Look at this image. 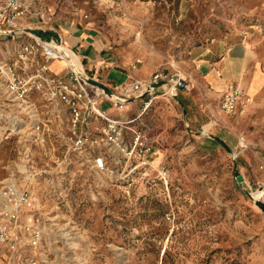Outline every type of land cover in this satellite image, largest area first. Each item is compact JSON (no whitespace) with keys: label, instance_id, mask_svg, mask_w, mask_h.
Here are the masks:
<instances>
[{"label":"rangeland","instance_id":"obj_1","mask_svg":"<svg viewBox=\"0 0 264 264\" xmlns=\"http://www.w3.org/2000/svg\"><path fill=\"white\" fill-rule=\"evenodd\" d=\"M57 3V15H87L115 68L132 75V65L176 71L190 88L178 91L185 112L160 91L131 101L130 113L141 112L132 126L142 131L148 149L109 174L86 163L60 165L65 126L49 125L45 143L32 149L37 205L27 220L38 212L43 229L37 264H264V212L233 175L237 169L264 202V0ZM36 5V11L47 8ZM34 15L32 10L24 20ZM24 40V34L0 36V57L6 45ZM61 48L78 68L80 59ZM228 53H248L246 78H260L253 96L239 86L250 101L243 96V107L232 113L220 108L223 86L214 88L199 70L201 64L216 67ZM64 58L59 60L70 63ZM18 151L15 138L0 144V186L15 169Z\"/></svg>","mask_w":264,"mask_h":264},{"label":"built area","instance_id":"obj_2","mask_svg":"<svg viewBox=\"0 0 264 264\" xmlns=\"http://www.w3.org/2000/svg\"><path fill=\"white\" fill-rule=\"evenodd\" d=\"M35 6V0H0V36H26L18 45H6L0 57V144L15 138L19 150L15 169L0 186V264H37L43 229L38 212L31 222L27 220L37 205L31 184L39 172L34 168L32 149L45 143L50 124L65 126L66 151L60 165L86 163L95 173L109 174L123 164L131 166L136 152L148 149V142L140 129L129 125L130 121L110 117L102 109L100 97L122 109L159 80H169L180 91L190 88L187 76L159 70L147 81L134 79L116 85L112 98L86 83L69 63L63 74L52 73L51 61L64 55L52 41L24 31V16L32 10L40 18L37 23H46ZM162 89L170 96L169 89ZM243 96L238 85L228 83L220 108L232 113L242 106ZM125 130L130 132L127 137Z\"/></svg>","mask_w":264,"mask_h":264},{"label":"crops","instance_id":"obj_3","mask_svg":"<svg viewBox=\"0 0 264 264\" xmlns=\"http://www.w3.org/2000/svg\"><path fill=\"white\" fill-rule=\"evenodd\" d=\"M35 2L47 6V8L44 7L39 10L46 23L41 27H37L38 25H36V23L39 19L35 14L36 16H31L32 19H23L24 27L28 28L29 24H32L34 26H30L29 28L51 29L55 31L60 37L61 44L67 47L73 56L80 59L84 71L86 74L89 73L87 75L107 86L111 85V87L114 88L116 85L128 84L129 81L125 82L128 79L130 82L134 79L147 81L154 72L159 71L153 70V68L147 64H143L138 68L135 66L133 75L129 71H125L123 69L124 67H121L122 69L115 68V66L118 65L115 63L116 60L114 56L105 52L106 47L103 44V35L100 34L102 32H99L96 27H93L91 22L85 19L87 15L81 13V10L79 12L76 11L57 15L55 11H53L54 6L58 4L57 0H35ZM247 58L248 53H245L243 58H238V56H233L228 53L216 67L201 64L202 67L199 70L204 80L214 88H221L223 86L224 90L229 83L227 81L237 80L239 83L238 86L242 87L248 94L253 96L259 90L260 78L258 73L254 74L253 78L250 80L246 78L244 64ZM67 64V62L64 63L61 60H53L50 63V71L55 74H63ZM159 91L163 92V89L158 87L154 90V92ZM144 98H147V96ZM99 102L101 106H104L102 109H104L110 117L130 121V126L141 116V112L135 116H133V112L130 113L131 110H133L131 102L127 103L122 109H116L112 103L104 97H100Z\"/></svg>","mask_w":264,"mask_h":264},{"label":"water","instance_id":"obj_4","mask_svg":"<svg viewBox=\"0 0 264 264\" xmlns=\"http://www.w3.org/2000/svg\"><path fill=\"white\" fill-rule=\"evenodd\" d=\"M24 31H27V32H30V33H33V34H37L41 37H43L44 39L48 40V41H52L55 45V48L57 50H59L62 54H63V51L59 48V46L61 45L59 43V35L51 30V29H42V28H25ZM1 32V31H0ZM13 33V32H12ZM64 55V54H63ZM71 65V67L74 69V71L88 84L102 90V92L107 95L108 97H112V98H115L113 92L111 91V89L105 85L104 83L98 81L97 79L87 75L86 73H84L82 71L79 72L75 67L74 65H72L71 63H69ZM158 87H162V88H165V89H169V94L170 96L176 101L178 102L182 109H183V112H185V107L183 105V103L181 102V100L179 99V96H178V89L175 85H172L171 82L169 80H159L157 82H154V83H150L148 85V88L147 90L142 94L140 95L139 97H137L136 99H133L134 101L137 100V99H141L142 97H144L149 91H154L156 88ZM131 100V101H133ZM211 137L216 140V141H219L220 143H222V145L224 147L227 148V146L223 143V141H221L217 136H214V135H211ZM234 178L241 184L244 186V190L245 192L249 195L250 198H252L254 200V202L256 203V205H258L262 211L264 212V202L263 201H260L259 199H255L253 197V195L251 194L250 192V189L249 187L247 186V184L244 182L241 174L239 173V171L237 169L234 170Z\"/></svg>","mask_w":264,"mask_h":264},{"label":"bare ground","instance_id":"obj_5","mask_svg":"<svg viewBox=\"0 0 264 264\" xmlns=\"http://www.w3.org/2000/svg\"><path fill=\"white\" fill-rule=\"evenodd\" d=\"M61 46H62V44L59 46V48L63 51L64 56L67 58V60H68L70 63H72V62H73V59H72L71 55H70L69 53L65 52V51L61 48ZM63 59H65V58L63 57ZM76 64H77V66H78L79 69H78L74 64H72V65H74V67H75L79 72L82 73L83 65H82V64H79L78 62H76ZM113 94H114V96H115V93H113ZM244 98H246L247 101H250L249 97H246V94H245V93H244ZM246 112H247V111H246ZM242 145H243V144H242Z\"/></svg>","mask_w":264,"mask_h":264}]
</instances>
